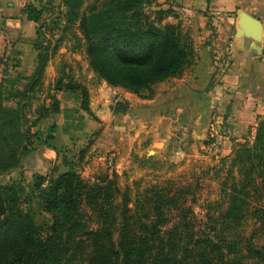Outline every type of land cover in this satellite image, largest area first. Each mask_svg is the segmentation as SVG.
<instances>
[{"label": "trees", "instance_id": "trees-1", "mask_svg": "<svg viewBox=\"0 0 264 264\" xmlns=\"http://www.w3.org/2000/svg\"><path fill=\"white\" fill-rule=\"evenodd\" d=\"M52 1L40 7L27 4L22 13L39 25ZM144 1L94 0L86 7L87 0H60L63 9L58 22L64 21L66 32L77 26L90 68L99 79L152 99L157 84L180 77L197 56L181 27L151 20L142 11ZM41 30L42 26L37 28L38 38ZM38 42L34 47L42 51L25 89L8 91L0 80V175L19 170L36 146L55 150L68 169L57 173L55 165L47 175L35 174L28 186L22 180L0 182V264L264 262V245L259 239L264 235V116L254 140L238 143L231 157L223 158L215 168L222 180L219 197L203 203L202 218L195 208L200 198L198 184L178 185L169 180L139 193L134 202L126 193L116 203V179L86 182L73 160L63 154L66 151L55 147L56 124L46 133L32 132L39 119L26 127L25 102L58 49V44L43 48ZM54 91L56 95L49 96L52 104L40 118L62 113L58 92L75 98L80 93V110L92 112L89 91L83 85L60 78ZM14 100H20L17 106H9ZM128 106L118 103L115 112L124 113ZM70 111H65L67 121ZM70 126L74 125L68 123L65 134L72 141ZM78 129L83 130L82 123ZM91 215L96 221L93 227L87 222Z\"/></svg>", "mask_w": 264, "mask_h": 264}, {"label": "rangeland", "instance_id": "rangeland-1", "mask_svg": "<svg viewBox=\"0 0 264 264\" xmlns=\"http://www.w3.org/2000/svg\"><path fill=\"white\" fill-rule=\"evenodd\" d=\"M210 1L213 4L209 8L206 9L204 7L202 8L203 10H199V13H197V17L201 19L200 23L197 22V26L189 25V22L186 23L185 11L179 0H145L142 4V11L149 15L151 20L155 22L161 21L160 24L162 25H179L182 32L191 38L194 51L196 56H198L199 46L212 44L219 34L222 31L225 32L227 28L226 22L222 19L226 14H230L228 9L225 10L222 7L220 0ZM93 2L94 0H87L86 7ZM49 7L50 9L45 12L44 18L39 25L36 26L35 23L27 21L23 27V34L30 41L26 49L30 54L36 56L30 55L26 58L24 54L27 52L26 50H22L23 46L20 49L13 47L4 56H0V80L4 82L8 91H23L30 82L32 73L38 64L37 55L42 51V48L36 49L34 47L35 43L39 41V45L43 48L58 44V49L46 66L41 82L30 92V98L25 102L27 103V107L25 108L26 127L30 128L34 121L39 119V124L32 128V132L41 131L46 133L52 124L58 122L60 116L48 115L45 118H40V113L45 112V109L52 104L49 96L51 94L56 95L54 85L60 78H63L65 81L72 79L74 82L86 87L89 91L91 103L94 98H96L97 103L101 102L102 99L111 101V103H108V106L106 105V116L109 114L111 107V111L115 112L118 103L129 105V110L130 102L135 100V97L137 99L138 95L128 98L129 95L126 92L122 90H116L115 92L108 87L105 81L99 79L90 68L85 53V46L83 45L84 42L83 39H79L81 35L77 26H72L71 30L66 32L64 31L63 20L59 25V14L63 9L60 0H53ZM169 10L172 12L167 13L166 11ZM234 14H236V11H234ZM40 26H42V35L38 38L36 33L37 28ZM234 32L232 29L231 35L234 37L230 38V45L232 46L236 41ZM58 39L62 40L59 41ZM48 70L49 73L47 74ZM170 85L166 88H169ZM166 88L159 87L158 89L154 87V92L158 95ZM100 96H102V99ZM19 101H11L8 105L16 107ZM75 101L70 111V120L67 121V123L74 125L73 128L70 126V130L68 131L73 136V144L63 154H66L69 159L73 160L76 170L88 183L103 182L106 177L116 179L118 189V192H115L116 203L121 202L126 193H128L134 202L139 193L147 191L154 185L166 184L169 180L178 185L190 184L197 186L196 184H198L197 192L200 198L195 208L198 217L202 218L204 215L203 203L207 199L213 200L219 197V182L222 180L217 177L215 168L220 165L223 158L231 157L238 143H243L245 140L252 142L256 135V132L253 135L251 134L252 131H249L246 136H236L235 140L238 141L231 140L233 142L232 151L227 155V152L219 150V148L223 147L220 144L221 142L217 141V137L220 135L215 130H212L217 125L216 121L209 124L205 137H194L181 128V125H177L176 129L164 138L165 142L163 145L157 146L151 144V138L148 141L144 140L147 129H137L140 128L138 126L132 130L133 134L136 135L131 144L134 147L131 152L126 146L127 144L119 143L120 139H113L112 128H115L114 126L117 128L115 123L111 126L110 121L107 119L104 122L101 121L96 116V113L94 114L93 112L81 114L80 102L82 101V96L80 93L79 98L76 97ZM99 104L102 106V103ZM95 106L96 102L93 107ZM117 114H119L118 116H122L123 112H118ZM101 115L104 114L102 113ZM86 119L96 125L94 128H90L87 133L78 129L79 123L83 124ZM119 120L121 121L119 124L122 132H125V126L128 127L130 125L135 127V125L131 124V120H123V117H119ZM183 120L186 121V119ZM179 122L181 121H178V124ZM75 125H77V128H74ZM111 133L112 135L109 136ZM68 137L69 135H67ZM149 137H151V134H149ZM32 142L35 146L37 145L35 139H32ZM33 149L34 151L23 159L22 167L19 170L0 175L1 183L11 184L13 182H21L22 180L28 186L26 180L28 178L25 179L24 176L28 168L27 165L44 148L43 146H36ZM58 160L57 162L59 163H55L56 167H58L57 173L66 171L68 168L63 165L61 157ZM88 210L90 211V208ZM117 212L120 213L119 210ZM87 222L90 227L96 225V221L92 215L91 219H88ZM259 239L264 245V235ZM261 264H264V262Z\"/></svg>", "mask_w": 264, "mask_h": 264}, {"label": "crops", "instance_id": "crops-1", "mask_svg": "<svg viewBox=\"0 0 264 264\" xmlns=\"http://www.w3.org/2000/svg\"><path fill=\"white\" fill-rule=\"evenodd\" d=\"M179 2L185 11L186 23L189 22V25L195 26L197 22H201L200 17H197L199 10H203L204 7L207 9L213 4L210 0H179ZM220 2L222 7L225 10L228 9L230 13L222 19L227 25L225 32L222 31L212 44L199 46L197 61L180 77L166 80L155 86L158 89L166 88L171 83L169 88L158 95L155 93L152 99H143L122 88L108 85L115 92L116 90L126 92L129 95L128 98L137 96V99L135 97V100L130 102L128 112L121 114L122 116L111 111L112 107L106 116L105 108L111 101L102 99V96H100L101 102L97 103L96 98L92 103L90 102L91 111L96 113L101 121L104 122L107 119L111 122V126L113 123L117 125V128L116 126L112 128L114 138H111L120 139L119 143L127 144L131 152L134 148L131 144L136 135L132 130L138 126L140 128L137 129H147L144 140L148 141L151 138V144L157 146L163 145L164 138L172 133L177 125H181V128L194 137H205L209 124L216 121L217 125L213 129L220 135L217 141L223 146L219 150L227 152V155L232 151V141H238L235 140L236 136H246L249 131L255 134L259 119L264 116V47L262 55L251 51L249 46L246 51H241L237 49L236 41L233 46L230 45V38H234L231 30L236 32L240 10L261 20L264 27V0H220ZM31 3L38 7L44 5L46 0L43 2L0 0V56H4L13 47L20 49L22 46V50L27 52L24 54L26 58L30 55L36 56L27 51L26 46L30 44V41L23 34V27L29 20L22 11L27 4ZM57 98L60 101L62 113L57 115L60 117L55 123L57 125L55 147L67 151L73 141L65 134V127L68 124L65 111L73 108L76 102L75 95L58 92ZM95 102L96 106L93 107ZM99 103H102V106ZM85 113L81 111V114ZM102 113L104 115H101ZM119 117H123V120H131V124L135 127L123 125L125 132H122ZM178 121L181 122L178 124ZM95 126L92 121L86 119L83 122V131L87 133ZM111 135L112 133L109 134ZM43 148L41 153L33 157L27 165L24 176L25 179L28 178L26 179L28 183L32 182L35 174L47 175L51 167L59 161L55 150Z\"/></svg>", "mask_w": 264, "mask_h": 264}, {"label": "water", "instance_id": "water-1", "mask_svg": "<svg viewBox=\"0 0 264 264\" xmlns=\"http://www.w3.org/2000/svg\"><path fill=\"white\" fill-rule=\"evenodd\" d=\"M235 39L237 42V49L246 51L249 46L251 51H256L262 55L264 47L263 23L246 11H238Z\"/></svg>", "mask_w": 264, "mask_h": 264}, {"label": "built area", "instance_id": "built-area-1", "mask_svg": "<svg viewBox=\"0 0 264 264\" xmlns=\"http://www.w3.org/2000/svg\"><path fill=\"white\" fill-rule=\"evenodd\" d=\"M212 130H214V129H212ZM213 134V133H212Z\"/></svg>", "mask_w": 264, "mask_h": 264}]
</instances>
